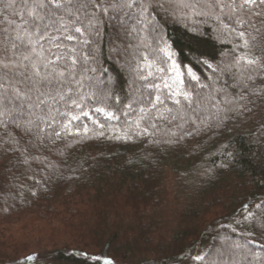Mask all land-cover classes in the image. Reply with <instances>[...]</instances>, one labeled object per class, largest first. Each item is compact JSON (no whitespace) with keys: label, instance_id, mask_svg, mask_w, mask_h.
<instances>
[{"label":"trees","instance_id":"1","mask_svg":"<svg viewBox=\"0 0 264 264\" xmlns=\"http://www.w3.org/2000/svg\"><path fill=\"white\" fill-rule=\"evenodd\" d=\"M162 3L143 15L136 6L125 9L138 31L124 39L118 55L110 50L113 29L105 24L91 64L95 71L88 73L92 80L74 94L85 96L87 117L71 109L80 120L65 118L54 125L61 136H42L43 143L25 137L16 145V130L0 127V264H201L191 257L215 256L217 249L225 252L217 264H259L244 259L243 249L228 247L248 241L264 260V92L244 90L240 101L243 83L260 89L261 79L253 84L245 76L240 83L228 72L234 56L264 58V6L237 9L229 21V8L221 13L205 0ZM3 16L11 19V10ZM217 16L244 30L250 47L243 48L230 29L219 34ZM236 16L247 23L236 24ZM153 23L160 33L151 31ZM7 26L0 17V28ZM160 34L159 46L166 43L170 60L158 50L154 37ZM173 62L185 88L196 83L187 75L191 68L210 86L204 94L221 103L206 101L196 114L178 110L164 86L175 79ZM93 81L109 92L106 103L87 99ZM149 94L173 109L158 105L168 119L155 120L156 127V109L139 119ZM225 98L233 103L225 105Z\"/></svg>","mask_w":264,"mask_h":264},{"label":"snow or ice","instance_id":"2","mask_svg":"<svg viewBox=\"0 0 264 264\" xmlns=\"http://www.w3.org/2000/svg\"><path fill=\"white\" fill-rule=\"evenodd\" d=\"M205 3L209 9H219L221 13L225 7L229 8V13H224L229 21H232L237 9L244 11L249 9V6L252 8L264 6V0H240L239 3L237 0H231V4H225L224 0H205ZM133 6H136L143 15L149 8L154 12L157 6L163 7V3L162 0H139V3L137 0H0V17L8 25L0 28V127L8 128L11 125L16 130L19 134V139H14L16 145L25 137L34 138L40 143H43L42 136L60 137L61 132L54 125L62 124L68 117L69 123L80 120L79 115L72 114L73 108L80 109L85 117L89 115L83 110L81 103L85 96L74 94L80 93L86 87V81L92 80L88 73L95 71L91 64L97 60L105 24L113 29L109 33L110 50L117 55L122 49L124 39L138 31L126 19L128 12L125 9H131ZM190 6L187 3L183 4V7ZM8 10H11V19L3 16ZM255 14L261 15L259 12ZM217 19L225 29H230L243 41V48L250 47V40L246 38L244 30L237 31L231 24H224L219 16ZM136 23L139 24L141 21L137 19ZM235 23L243 27L247 21L236 16ZM151 31L160 33L159 23H153ZM154 39L157 41L158 50L165 52L170 60L171 53L166 43L164 47L159 46V42L163 41V35L160 34ZM144 59L147 62L146 56ZM232 68L236 71L232 72ZM169 71L176 73L172 82L176 88L173 90L172 84L167 83L164 86L171 90L169 99L174 105L180 106L178 110H190L192 114H196L206 101H215V105L221 103L211 92L204 94L203 90L210 86L200 83V78L191 68L187 69V75L196 83L188 88H185L184 80L181 78L183 74L174 62ZM228 72L240 83H243L245 76L253 84L258 76L261 79L260 89H249L248 84L243 83V90L238 95L240 101L246 99L244 90L254 91L257 96L264 92V58L234 56ZM98 83L102 82L93 81L87 84L90 89L87 99L100 105L107 102L109 92L100 89ZM223 103L231 105L233 101L225 98ZM143 104L144 106L139 109L142 114L139 118L141 121L147 119V114L153 109L158 112V115L152 118V127H156L155 120L168 119L163 112H159L158 105H165L168 113L173 111L159 95L153 98L149 94ZM95 111L104 113L109 118H117L105 107H96ZM175 119L176 116L171 117V120ZM45 126L51 129L50 133L45 131ZM62 126L67 128L68 125ZM139 126L137 122V127ZM88 130L85 125L84 131ZM147 131L145 128L144 132ZM13 150L19 151V147ZM256 207L260 205L257 204ZM248 243L254 241L244 244L233 242L228 247L243 249L244 259L251 256L252 260H259V264H264V260H260L258 254L248 248ZM206 255L208 254L195 255L191 259L201 264H217V258L224 257L225 252L217 249L215 256L208 255V259L205 260ZM27 259L32 260L34 257L30 256ZM105 264L112 262L105 261Z\"/></svg>","mask_w":264,"mask_h":264},{"label":"rangeland","instance_id":"3","mask_svg":"<svg viewBox=\"0 0 264 264\" xmlns=\"http://www.w3.org/2000/svg\"><path fill=\"white\" fill-rule=\"evenodd\" d=\"M222 27H223L222 29L220 28V29L218 30V31H219V34H222V30L224 29V26L222 25ZM223 31H224V30H223ZM197 33H202V32L200 31V32H197ZM223 66H227V64L224 63ZM221 70H222V67L220 68V71H218L217 73L219 74L220 72H222ZM109 90H110V89H109Z\"/></svg>","mask_w":264,"mask_h":264}]
</instances>
